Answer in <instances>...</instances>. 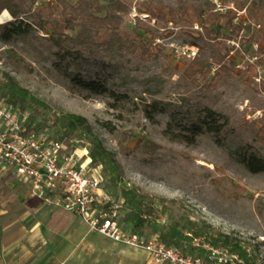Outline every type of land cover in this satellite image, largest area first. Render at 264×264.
<instances>
[{"label":"rangeland","instance_id":"rangeland-1","mask_svg":"<svg viewBox=\"0 0 264 264\" xmlns=\"http://www.w3.org/2000/svg\"><path fill=\"white\" fill-rule=\"evenodd\" d=\"M15 1L18 17L0 13V71L46 103L22 109L34 130L59 139L67 152L83 154L119 202L122 188L151 196L152 235L176 227L219 238L221 244L236 238L255 258L264 254V140L255 138L264 122V46L255 41L256 25L240 13L235 21L246 28L228 41L230 70L206 68L191 80L183 69L193 57L209 62L213 41L202 35L199 23L189 28L176 20L148 18L142 4L162 2L173 9L193 5L203 14L217 12L222 24L235 0H127L124 32L136 39L134 28L145 27L149 32L138 29L142 42L164 47V55L147 61L113 51L102 38L68 45L72 52L66 53L44 24H65L64 14L73 13L76 0H54L53 14L36 0ZM73 24L64 32L76 35L80 25L77 19ZM221 31L229 34L228 28ZM251 62L259 72L245 69ZM59 112L84 116L91 134L67 135L52 119ZM92 138L113 153L123 181L113 184L109 173L91 162ZM1 173L10 170L0 168ZM10 176L0 179V186L12 178L18 181L12 172ZM126 212V206L120 209V218L131 227L124 220ZM93 236L81 241L79 254L69 263H144L143 250Z\"/></svg>","mask_w":264,"mask_h":264},{"label":"trees","instance_id":"trees-1","mask_svg":"<svg viewBox=\"0 0 264 264\" xmlns=\"http://www.w3.org/2000/svg\"><path fill=\"white\" fill-rule=\"evenodd\" d=\"M131 2V0H129ZM127 0H76L73 13L64 14L65 24L54 25L51 22H45V30H50L52 39L64 49L66 53L72 52L68 45L93 43L97 38H102L103 44L113 51H126L136 54L140 59L147 61L155 56L164 55V47L160 44L142 42V34L138 29L144 32H149V29L143 27H135L134 33L136 39H131L122 29L123 15L130 10V3ZM144 13L148 14V18H157L164 21H180L186 24L189 28L195 23H199L202 29V35L211 39L210 61L206 62L198 57H193L183 69V74L194 79L196 75L202 73L206 68L217 67L219 72H227L232 66V59L229 57L230 46L229 40L233 37H238L246 28L242 22L235 21L238 12L244 10V15L250 24H255V41L264 46V5L261 0H235L234 7L229 8L223 15L224 21L218 23L220 14L215 11H208L206 14L197 12L193 5H179L176 9L162 2L145 1ZM48 12L53 14L57 8V4L46 5ZM6 10L12 17L19 16V5L15 0H0V13ZM142 12L140 9L138 10ZM77 19L80 29L76 35L72 36L65 33V29H73V20ZM229 29V34H224L221 30ZM250 25L248 29H250ZM246 70L255 72V64H247ZM0 96L8 103L25 109L27 106H43L47 107L46 103L30 94L28 90L21 87L16 80L6 72L0 71ZM61 129L66 131L67 135H79L84 133L91 134V127L88 120L76 113L59 112L54 113L52 118ZM27 126L34 130L30 122L27 121ZM50 137V136H48ZM52 138V137H50ZM255 138L264 140V122H260L257 128ZM59 140V139H58ZM89 155L91 162L95 165H101L103 170L109 173V177L113 184L123 181L124 173L121 165L114 157L113 153L106 149L97 138H92L89 142ZM106 189V188H105ZM122 206H126L128 212L124 215V220L132 222L133 226L128 227L121 220V223L126 228L138 232L140 234L152 235L155 222L152 220L154 213V199L146 194L135 193L130 189L122 188ZM214 245H223L231 250L241 254L246 261V264H254L255 254L246 251L241 242L233 238L230 242L227 238L221 244L219 238L206 236ZM159 238L168 245L181 246L184 239L183 232H180L176 227L169 232H161ZM184 251L189 254L196 252L190 248H184ZM250 254V255H248Z\"/></svg>","mask_w":264,"mask_h":264},{"label":"built area","instance_id":"built-area-1","mask_svg":"<svg viewBox=\"0 0 264 264\" xmlns=\"http://www.w3.org/2000/svg\"><path fill=\"white\" fill-rule=\"evenodd\" d=\"M53 2L36 0V5ZM240 13L244 10L238 15ZM194 26L198 27V23ZM251 63L259 72V66ZM27 118L28 112L0 96V164L21 177L30 194L39 201L70 211L90 231L143 250V264H246L238 252L214 245L205 235L190 230L183 232L182 245L175 246L155 235L126 228L120 218L122 202L105 189L102 178L89 169L83 154L77 150L67 152L60 140L29 128ZM184 248L200 254L186 253ZM254 264H264V254H258Z\"/></svg>","mask_w":264,"mask_h":264},{"label":"crops","instance_id":"crops-1","mask_svg":"<svg viewBox=\"0 0 264 264\" xmlns=\"http://www.w3.org/2000/svg\"><path fill=\"white\" fill-rule=\"evenodd\" d=\"M0 168L22 184L12 178L0 186V264H85L68 261L79 254L82 240L99 233L70 211L39 201L21 177L3 164ZM10 173H1L0 179L11 178Z\"/></svg>","mask_w":264,"mask_h":264},{"label":"bare ground","instance_id":"bare-ground-1","mask_svg":"<svg viewBox=\"0 0 264 264\" xmlns=\"http://www.w3.org/2000/svg\"><path fill=\"white\" fill-rule=\"evenodd\" d=\"M79 152L81 153V152H82V150H79Z\"/></svg>","mask_w":264,"mask_h":264}]
</instances>
